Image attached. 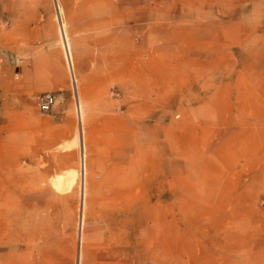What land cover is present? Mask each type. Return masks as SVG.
Instances as JSON below:
<instances>
[{"label":"rangeland","instance_id":"obj_1","mask_svg":"<svg viewBox=\"0 0 264 264\" xmlns=\"http://www.w3.org/2000/svg\"><path fill=\"white\" fill-rule=\"evenodd\" d=\"M60 2L84 264H264V0ZM56 14L0 0V264H77L80 197L52 182L80 163Z\"/></svg>","mask_w":264,"mask_h":264},{"label":"bare ground","instance_id":"obj_2","mask_svg":"<svg viewBox=\"0 0 264 264\" xmlns=\"http://www.w3.org/2000/svg\"><path fill=\"white\" fill-rule=\"evenodd\" d=\"M54 2L57 8L56 17H57L58 24H59L58 39L65 53L66 61H67L68 68L70 71L69 73L72 76L73 84L75 88V94H74L76 96V106L75 107H76V114H77L76 116L78 117L77 122H79V127L74 137V144L79 149L80 163L78 167L71 166L64 173L58 174L57 177L54 178L52 182L54 186L61 192L73 190V193L74 191H77L79 194V197H80L79 208H78L79 213L77 212L78 213L77 215L78 216L77 264H84L86 260V256H87L85 243L87 242V233H86V220L87 219L86 218H87V209H88V202H89V196H88L89 191H88V185H87V168H88V163H89V157H88L87 149L89 151V149L91 148V147L88 148L90 146L88 142L89 138H87L85 135V128L87 124L88 112H87V108H86L85 101H84V94L82 90L79 89V87L81 88V82H80L79 77L77 78V75H76L73 49H72V45H71L69 35H68L67 24L63 16V9L61 6V2L60 0H54ZM76 187H77V190H76ZM70 196H67V197H70Z\"/></svg>","mask_w":264,"mask_h":264},{"label":"built area","instance_id":"obj_3","mask_svg":"<svg viewBox=\"0 0 264 264\" xmlns=\"http://www.w3.org/2000/svg\"><path fill=\"white\" fill-rule=\"evenodd\" d=\"M57 102L56 95L51 92L44 93L40 98L39 107L43 113L50 112Z\"/></svg>","mask_w":264,"mask_h":264}]
</instances>
